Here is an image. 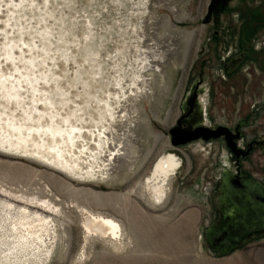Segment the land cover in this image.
<instances>
[{"label":"rangeland","instance_id":"rangeland-1","mask_svg":"<svg viewBox=\"0 0 264 264\" xmlns=\"http://www.w3.org/2000/svg\"><path fill=\"white\" fill-rule=\"evenodd\" d=\"M16 1L0 0V40L4 31L18 34L14 23L37 30L29 10L20 5L14 18L4 22ZM67 2L65 14H72L69 5L80 14L98 11L96 27L115 16L108 0ZM134 2L126 1L122 15ZM208 3L146 1L144 20L156 22L153 39L162 50L172 42L175 49L163 54L167 57L156 78L147 77L153 96L137 100L141 117L125 121L123 129L140 143L142 163L122 181L111 186L90 182L29 153L0 147V212H16L26 204L20 194L44 197L61 209L56 213L37 202L27 205L51 214L58 232L53 256L44 264H264V0H228L226 9L206 24ZM20 38L28 36L24 32ZM4 65L13 72L10 63ZM222 125L231 136L171 143L170 129ZM168 152L181 160L180 167L161 204L152 205L142 194V182L153 161ZM87 212L117 219L125 227V248L112 249L104 239L87 234Z\"/></svg>","mask_w":264,"mask_h":264},{"label":"bare ground","instance_id":"bare-ground-1","mask_svg":"<svg viewBox=\"0 0 264 264\" xmlns=\"http://www.w3.org/2000/svg\"><path fill=\"white\" fill-rule=\"evenodd\" d=\"M109 1L115 16L110 24L96 27L93 17L98 11L80 14L69 5L66 9L72 14H65L67 0H20L4 22L14 18L20 5L29 10L28 19L37 30L14 23L18 34L7 36L4 31L0 40V147L29 153L73 177L107 186L142 163L140 143L123 126L141 117L137 100L153 96L147 77L156 78L160 62L166 60L162 58L175 49L172 42L169 48L162 43V50L153 39L156 22L144 20L147 0H135L125 15L120 9L127 0ZM24 32L27 40L20 38ZM57 62L59 67L52 71ZM180 163L170 152L153 161L142 182V194L152 205L166 197ZM18 198L26 202L18 211L0 212V264H44L53 256L58 232L51 214L27 205L37 202L56 213L61 209L44 197ZM90 212L83 217L85 232L104 239L112 249H124L125 227L109 214Z\"/></svg>","mask_w":264,"mask_h":264},{"label":"water","instance_id":"water-1","mask_svg":"<svg viewBox=\"0 0 264 264\" xmlns=\"http://www.w3.org/2000/svg\"><path fill=\"white\" fill-rule=\"evenodd\" d=\"M213 3H208L206 8V14L205 18L203 20V23H207L209 20L210 15V9L213 7ZM221 128L214 130H209L206 128H196L193 131H180L179 127L175 129H170L169 133L172 138L171 143L172 145H179V144H186L190 141L202 138L204 140H207L208 138H214L219 134V130Z\"/></svg>","mask_w":264,"mask_h":264},{"label":"flooded vegetation","instance_id":"flooded-vegetation-1","mask_svg":"<svg viewBox=\"0 0 264 264\" xmlns=\"http://www.w3.org/2000/svg\"><path fill=\"white\" fill-rule=\"evenodd\" d=\"M210 2H211V4L213 3L214 6L211 7V9H210L209 20L206 24H208L210 22V20L213 18V15L215 16L217 14L216 15V17H217L220 14V12H223L226 9V7L228 6V0H210ZM218 128H221V129L219 130V134L216 137H214V139L218 138L219 136H224V134L226 136L232 135L230 132L231 130H228V127H223V125H222L221 127L214 128V131ZM235 155L239 156L240 153H236Z\"/></svg>","mask_w":264,"mask_h":264}]
</instances>
